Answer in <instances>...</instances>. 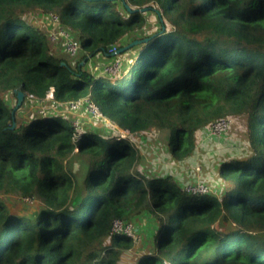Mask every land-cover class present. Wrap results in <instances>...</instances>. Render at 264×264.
I'll return each mask as SVG.
<instances>
[{
    "label": "trees",
    "instance_id": "obj_1",
    "mask_svg": "<svg viewBox=\"0 0 264 264\" xmlns=\"http://www.w3.org/2000/svg\"><path fill=\"white\" fill-rule=\"evenodd\" d=\"M51 14L82 56L50 40ZM137 30L150 39L133 46L119 75L87 68L88 56L115 58L112 47ZM16 90L37 104L51 92L60 106L22 119L3 97L11 92L17 102ZM86 97L133 135H165L172 159L194 176L189 184L209 191L192 194L172 175L150 174L142 139L137 149L112 131L74 127L66 103ZM227 117L242 122L245 150H226L206 172L199 162L209 140L224 135L204 128ZM84 157L79 197L72 164ZM9 196L23 204L33 196L39 206L12 212ZM145 211L156 215L157 231L134 264H264V0H0V264H117L134 242L113 233L112 221Z\"/></svg>",
    "mask_w": 264,
    "mask_h": 264
},
{
    "label": "rangeland",
    "instance_id": "obj_2",
    "mask_svg": "<svg viewBox=\"0 0 264 264\" xmlns=\"http://www.w3.org/2000/svg\"><path fill=\"white\" fill-rule=\"evenodd\" d=\"M140 9V8H138ZM147 16V22L151 23V24H155L156 23V17L154 15V13H146ZM26 17L28 18V20L32 23L35 24H39L40 26H43L42 23V17L38 16V14L35 13H30L29 15H26ZM146 26V25H145ZM144 26V27H145ZM152 26V25H150ZM143 27V28H144ZM144 30V29H143ZM140 32L139 30H137L136 32H133L134 34H130L129 36H127L125 45L128 44L130 41L134 40V39H139L135 36H138V33ZM137 33V35L135 34ZM135 37L134 39H131ZM55 47L60 48V46L58 44L55 45ZM136 48H133L128 51V53L126 54H119L116 55V57L113 59H117L119 62V65H121L123 58L128 57V55L132 54L134 55L136 53ZM61 49V48H60ZM132 52V53H131ZM84 54L83 51H79L77 53V58L82 56ZM112 57H108V58H104L101 55H95L94 57H90L88 56V64H87V68H89V70L91 72L94 73H103L102 69L104 66L107 65V62L112 58ZM119 75V74H117ZM116 76V75H115ZM26 99L23 101H21V103L19 105H16V98L15 96L11 93V92H7L3 95L4 99L6 100V102L8 103L9 106L16 108H19V115L22 119L29 117L33 112H35L36 110H38V112H42L44 113L45 111H48V109H52L54 110V106L51 104V99L50 98H46L45 100H41L39 104L36 103L35 99L31 98L30 94L26 93ZM33 99V100H32ZM50 101V103H49ZM22 104V105H21ZM68 110V108H67ZM44 111V112H43ZM72 116H74L75 118L73 120H78L81 123V127H89L94 129L96 132H101L102 130L104 131H112L114 133H117L119 135H121L120 131L115 129L114 124L109 123L107 120H103V119H94L91 114L88 112L87 108L85 107L84 104H81L79 106V108L77 110H70ZM69 112V110H68ZM52 118H55L54 114H51ZM50 116V117H51ZM73 122V121H72ZM243 129V124L242 122H240L239 120H235L234 122H232L231 124V128L229 130H227L224 133V136L219 139V140H209L210 141V145H209V156H202V160L201 162H199V164L204 165L202 166V169L206 172H209L211 170V168H217V163H219L221 161L222 158L228 156V154H226L227 151H229L231 149V152L233 154H235L234 152H236V154H238L239 152H242L245 150V145H246V141H244L242 139L241 136V132ZM148 134V133H147ZM151 136H156V134L154 132H150ZM148 135H146V133H143L142 136L138 137L135 134H130V137L134 140L137 149L139 147L142 146L141 144V139H145L146 137H149ZM136 136V137H135ZM142 137V138H141ZM210 137V136H209ZM141 138V139H140ZM163 139L160 140L161 145L163 146L164 150L166 151L161 152L162 156H164V154H167V152L169 153V147L165 141L166 136L164 135V137H162ZM204 139H207V137H205ZM159 141V139H158ZM227 141H232L234 142V144H228ZM226 142V143H225ZM202 143V136L199 133V141H198V145ZM134 144V143H133ZM134 144V145H135ZM215 146V147H213ZM198 147V146H197ZM222 150V151H220ZM227 150V151H226ZM238 151V153H237ZM201 154V153H200ZM200 154L198 153L197 155V160L196 162L199 161L200 158ZM86 158H78L76 160H74L73 162V168H74V172L76 175V182H77V186H78V196L81 197V192L84 190V179L86 176ZM136 168H138L139 170H142V166L139 165V163L136 165ZM216 170V169H215ZM212 171V170H211ZM199 172V171H196ZM210 173V172H209ZM213 176H216L215 174H213ZM215 186H213L212 191H216L219 190L218 186L220 184V182H217L215 180H217V177H211ZM190 182H188V184L182 185L183 189L186 190V188L188 187ZM211 189V188H210ZM219 196L222 193H218ZM9 198H11L7 204L10 208V210L12 212H20V213H27V214H31L33 213L39 206V203H37V201L34 199H30V200H24L26 201L28 204H23L19 198H15V196H9ZM135 224V227L137 229V236L138 238H135V240H133V246L128 249L127 251H124L122 253V255L120 256V259L118 261L117 264H134L136 256L138 254H140V252H143V250L147 249V248H151L152 246V236L154 234V232L157 231V220H156V215L154 213L145 211L143 213H141L140 215H138L137 217H135L132 220Z\"/></svg>",
    "mask_w": 264,
    "mask_h": 264
},
{
    "label": "built area",
    "instance_id": "obj_3",
    "mask_svg": "<svg viewBox=\"0 0 264 264\" xmlns=\"http://www.w3.org/2000/svg\"><path fill=\"white\" fill-rule=\"evenodd\" d=\"M50 21L55 24V28L50 31L49 37L51 41H56L59 38L63 41V46L65 51L73 56L75 55L79 48L80 44L79 42L70 34L68 30H66L59 22V18L56 14H51L49 17ZM118 48L115 46L112 47V50H110L111 53L116 52ZM103 73L115 76L120 73V65L118 60H112L111 62L107 63L106 66L102 69ZM47 98H50L52 100V105L54 106V110L58 109L60 106V103L53 100V94L50 92L47 96ZM68 105L69 110H77L81 104H84L87 108L88 112L91 114V116L98 120L103 119V115L100 112L99 108L96 106V104L90 100L89 98H82L76 101L68 102L66 103ZM44 112V111H43ZM42 113V112H41ZM73 125L76 128L81 127V123L78 120H73ZM232 124V119L230 117L222 118L219 120H216L212 122L209 126L204 128V132L206 136L210 137H221L224 135V133L229 130ZM115 129L119 130L123 138H128L132 143L135 144L134 140L130 137V132L127 129H121L116 124H114ZM136 148V144L134 145ZM140 148V147H139ZM138 148V149H139ZM195 171H199V167H194ZM187 191H189L192 194L196 193H205L209 191V188L206 184L203 182H196L195 184H189L186 188ZM22 199L26 200H34L35 198L33 196L30 197H22ZM214 228L218 231H220L221 227L218 222L214 224ZM111 231L113 233H122L126 236L130 237L131 239L135 240V238H138L137 236V229L135 227L134 222L132 221H123L121 219H114L112 221Z\"/></svg>",
    "mask_w": 264,
    "mask_h": 264
},
{
    "label": "crops",
    "instance_id": "obj_4",
    "mask_svg": "<svg viewBox=\"0 0 264 264\" xmlns=\"http://www.w3.org/2000/svg\"><path fill=\"white\" fill-rule=\"evenodd\" d=\"M147 139L148 141L144 143ZM142 142L143 145L145 144L146 146V148L142 147V150L145 152L146 163L151 164L150 174L172 175L181 185L192 182L194 176L189 175L185 170V167H183L184 169L179 168V164L172 159L170 153L167 152V154L162 156L161 152L165 153L166 151L158 139L146 137L145 139H142ZM139 165L142 166V171H144V168L146 169L144 163H139Z\"/></svg>",
    "mask_w": 264,
    "mask_h": 264
},
{
    "label": "water",
    "instance_id": "obj_5",
    "mask_svg": "<svg viewBox=\"0 0 264 264\" xmlns=\"http://www.w3.org/2000/svg\"><path fill=\"white\" fill-rule=\"evenodd\" d=\"M125 6H126V8L128 10H130L129 5L125 4ZM147 8L148 7H142L140 9L135 8L134 10H138L140 12H144V11L147 10ZM149 39H150L149 37L134 39V40L130 41L128 44H126V45L120 47L119 49H117L116 52L112 53V55L121 53V52H123V51H125V50H127V49H129V48H131L133 46L139 45V44H141L143 42H147V41H149ZM16 95H17V104L16 105H19L21 103L23 97H24V92H22L21 90H16Z\"/></svg>",
    "mask_w": 264,
    "mask_h": 264
}]
</instances>
